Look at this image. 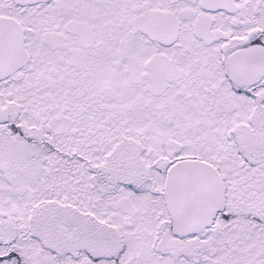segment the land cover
<instances>
[{"label": "snow or ice", "instance_id": "obj_1", "mask_svg": "<svg viewBox=\"0 0 264 264\" xmlns=\"http://www.w3.org/2000/svg\"><path fill=\"white\" fill-rule=\"evenodd\" d=\"M0 264H264V0H0Z\"/></svg>", "mask_w": 264, "mask_h": 264}]
</instances>
